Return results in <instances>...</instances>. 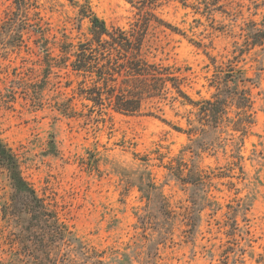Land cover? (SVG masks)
<instances>
[{
    "label": "rangeland",
    "instance_id": "rangeland-1",
    "mask_svg": "<svg viewBox=\"0 0 264 264\" xmlns=\"http://www.w3.org/2000/svg\"><path fill=\"white\" fill-rule=\"evenodd\" d=\"M13 1L0 0V23ZM37 1L52 56L64 35L88 32L68 0ZM139 1L91 0L109 27L148 25L156 61L187 69L193 100H227V118L200 126L178 103L91 113L74 94L80 79L50 70L31 39L0 56V139L50 216L14 215L0 167V264H257L264 254V0ZM243 89L247 114L235 104ZM188 119L200 127L191 134Z\"/></svg>",
    "mask_w": 264,
    "mask_h": 264
},
{
    "label": "trees",
    "instance_id": "trees-1",
    "mask_svg": "<svg viewBox=\"0 0 264 264\" xmlns=\"http://www.w3.org/2000/svg\"><path fill=\"white\" fill-rule=\"evenodd\" d=\"M68 1L77 10L78 32H81L83 21L89 23L88 32L81 33L83 38L74 41L64 35L57 47V55L52 56L38 1L14 0V10L0 23V56L25 48L26 41L31 39L45 53V63L50 70H68L80 79L74 94L82 102H87L83 106L89 108L91 113L114 111L126 116H138L144 114L149 105L162 112L161 104L173 109L178 103L196 110L190 113L197 118L200 126L217 127L227 118V100L221 99L218 94L210 100H193L185 90L187 69L162 60L156 61V55L147 40L148 25L138 23L130 31L109 27L95 13L91 0ZM129 1L134 3V0ZM158 1L141 0L138 3L141 9L154 8L158 7ZM236 94V107L249 113L248 108L252 105L249 91L243 89ZM188 123L190 128L185 133L191 134L200 128L193 125L192 119H188ZM0 167L7 171L15 192L11 204L13 214L22 211L47 222L50 216L45 202L25 180L18 159L1 139ZM180 172H183L182 169L177 170L176 176L189 182L191 177L182 179L183 173ZM200 180L204 181V178ZM55 218L51 221H56ZM257 264H264V254L259 256Z\"/></svg>",
    "mask_w": 264,
    "mask_h": 264
}]
</instances>
